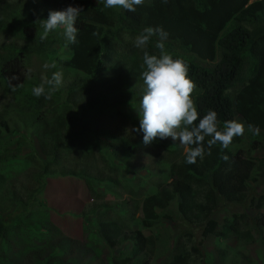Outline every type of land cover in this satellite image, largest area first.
Listing matches in <instances>:
<instances>
[{"label": "trees", "instance_id": "16d2710c", "mask_svg": "<svg viewBox=\"0 0 264 264\" xmlns=\"http://www.w3.org/2000/svg\"><path fill=\"white\" fill-rule=\"evenodd\" d=\"M63 2L82 8L75 24L77 42H63L69 55L64 60L57 59L59 64H56L63 79L69 75L68 84L52 92L50 98H46L50 87L47 84L44 85L45 95H33V88L44 83L25 75L22 68L35 57L43 64L51 65L57 53L56 49L45 47L44 40L40 39L41 26L35 21L47 19L49 11H59V6L52 0H38L31 13L28 9L30 2H25L18 8L26 9L28 18L14 22L21 31L14 35V42L3 44L0 51V82L5 84V92L10 91L13 95L10 108L13 112L7 111V116L0 113V130L12 133L11 118L16 114L25 113L39 121L38 126L32 124L36 129L33 134L26 132L30 142L37 146L36 162L43 168V174L38 175L66 176L68 173L58 169L62 160L73 158L77 161V155L82 153L77 147L87 136L95 139L93 156L99 154L104 162L112 156L127 159L128 155L124 153L129 148L136 151L143 144V138L133 141L131 135L122 129L117 134L111 129H98L95 127V115L112 116L114 113L123 121H129L132 128L139 127L142 97L138 96L134 86L143 71V50L134 47L133 41L144 28L161 27L168 33L164 41L165 50L189 66V76L197 86L193 99L201 117L214 110L221 129L225 121L238 119L246 128L249 124L258 126L259 135H253L247 129L245 136L235 137L227 149L220 144L214 145L211 155L207 154L209 137H206L204 158L187 164L184 156L181 163L172 164L166 179L171 182L157 186V193L143 200L140 228L125 232L115 222L101 219L98 236L110 250L127 243L131 245L133 257L121 254V258L113 261L117 262L115 264H154L149 259H140L144 256L150 258L148 242L154 238L151 235L148 238L142 231L164 219L173 222L177 232V241L167 264H213L209 260H201L204 253L200 248L205 240L212 237L222 246L231 248L224 249L221 255L225 262L257 264L246 246L256 242L251 231L259 236L264 246V216L247 213L248 208L264 210V158L253 155L264 147V0H167L166 3L164 0H144L134 12L104 8V0ZM7 31L12 32V29ZM157 40L158 36H153L146 50L159 56ZM56 67L45 70V81L58 72ZM133 74H136L134 80L131 79ZM13 76L18 77L12 80V84L17 86L15 91L9 86V79ZM121 80L124 82H119ZM140 82L144 85L142 77ZM124 106H135L137 115ZM119 107L120 111H117ZM54 124L56 132L48 131L47 125L53 127ZM106 137L111 142L109 150H104L108 156L104 157L101 141ZM156 142L160 141H153ZM164 145L169 150L182 151L173 140ZM8 149L0 140V156ZM225 155L228 156L227 161L223 159ZM44 156L50 159L44 161ZM92 172L91 169L76 171L73 176L84 179L92 187V193L103 198L102 192L96 191L91 183L97 175L96 170ZM254 184L263 188L260 193H256ZM117 185L110 179L104 191L114 194L112 189L115 190ZM34 194L28 197V202L35 197ZM176 198L179 202L175 211L170 205ZM28 202L14 195L15 207L3 206L4 198L1 200L0 195L1 263L6 258L7 236H18V246L27 248L24 236L28 228L33 227L29 221L30 209L24 207ZM239 207H242V212H235ZM108 209L105 207L103 214ZM165 210L169 211L162 214ZM219 211L234 213L221 222L214 218ZM49 214L51 217V212ZM243 223L250 228L243 230ZM198 230L201 232L199 241ZM44 231L40 228L41 233ZM233 239L245 244L235 243L239 257L232 263L230 243ZM47 260L38 258L37 262L48 264Z\"/></svg>", "mask_w": 264, "mask_h": 264}, {"label": "rangeland", "instance_id": "374dc122", "mask_svg": "<svg viewBox=\"0 0 264 264\" xmlns=\"http://www.w3.org/2000/svg\"><path fill=\"white\" fill-rule=\"evenodd\" d=\"M25 2H30L28 9L33 13L34 8L32 7L36 3L33 0H0V51L3 44L14 42V35L21 31L14 22H22L28 18L26 9L18 8L25 5ZM52 2L59 6L57 8L59 10L68 7L63 0H52ZM7 29H12V32L7 31ZM63 33V28H59L49 33L47 39L44 40L46 48L57 50L51 61V65L54 64L55 67L56 64H59L57 59L64 60L69 55L64 47L66 44L64 45L63 42H67V40ZM44 65L39 58L35 57L26 67L22 68V72L28 77H35L44 83L46 70ZM57 70L60 72V69L57 68ZM135 78L136 74H133L131 79L134 80ZM68 80L69 75L67 74V77L63 79V86L68 84ZM140 81L141 77L138 82H135L134 88L138 96L142 97L145 85ZM119 82L123 83L124 80ZM4 85L3 82H0V113L7 116V111L8 113L13 112L10 109L13 103V95L10 91L5 92ZM114 86L119 89L116 85ZM124 107V109H128L137 115L134 111L135 106ZM116 110L120 111V107ZM16 115L11 118L12 133H5L4 130H0V140L9 148L0 156V181L2 185V194L0 193V195L1 200L4 198L3 206L15 207L14 195H19L28 202V197L31 198L32 193L35 192V197L30 201L32 204L28 205L30 203L28 202L24 206L30 209L29 221L33 227L28 228L24 236L28 243L26 249L18 246V236H7L6 258L5 262H0V264H39L38 258H48V264H115L117 262L113 261L116 258H121V254L132 258L133 251L128 243L112 249L113 251L110 250L98 236V223L101 219L110 220L125 232L134 227L140 228L142 223L140 211L143 200L150 194L157 193V186L169 184L171 180L166 181V179L170 167L172 164H179L183 160L185 154L180 143L176 142L182 151L175 152L174 149L169 150L164 147V143L172 141L171 138L163 140L157 138L156 141H160L159 143H152L150 146L142 144L136 151H131L129 148V151L124 153L128 155L127 159L112 156L104 162L99 154L93 156L94 145L92 144L95 139L92 136H87L84 138V142H80L77 147L82 152L77 155V161L73 158L62 160L58 169L68 173L66 176L61 174L38 175L43 172V168L40 163L36 162L37 146L30 142L26 132L33 134L36 130L34 126H38L39 121L28 117L25 113ZM122 119L114 113L112 116L96 114L95 127L111 129L116 134L122 129L125 134L131 135L133 141L143 138V133L132 132L130 122ZM237 121L243 122L238 119ZM54 128L55 124L53 127L47 125L50 132H56ZM246 131L245 126L242 137L245 136ZM101 142L104 147H102L103 156L107 157L108 155L106 156L104 150H109L111 141L106 137L105 141ZM253 155L257 158H264V147L253 152ZM49 159V156L43 157L44 161ZM90 169L93 170L92 173L96 170L97 175H94L96 180L91 183L96 191L102 192L103 198L94 195L92 187L84 179L73 176L76 171H88ZM110 179L119 184L115 190L112 189L115 195L104 191V186L109 183ZM254 187L258 191L256 193H260L263 189L259 184H254ZM178 202V198L174 199L170 208L172 207L176 211ZM105 207H109V209L103 214ZM242 210V207H239L235 209V212L241 213ZM166 211L169 210H165L162 214ZM50 212L51 217L50 214L47 215ZM134 213L135 215L132 217ZM232 213L234 212L232 211ZM232 213L219 211L215 213L214 218L223 222L226 218L232 217ZM247 213L250 216H255L258 213L264 216V210L257 211L255 208H248ZM40 228L45 229V231L41 233ZM241 228L245 230L246 228L249 229L250 226L243 223ZM142 232L148 238L150 235L154 238L148 242L151 251L150 258L144 256L140 259H149L154 264H162L163 262L167 264L172 257L171 251H173L177 241V232L173 222L162 219L161 222L151 228H145ZM197 233V241H199L201 232L198 230ZM251 234L255 236L256 242L247 245L246 249L252 256L253 262L263 264L264 246L255 232L251 231ZM239 241L233 239L230 243L232 246L230 256L232 263L239 257V249L235 244ZM239 244L245 243L240 241ZM200 248L204 253V256L201 257L203 262L209 260V263L212 262L213 264H230L225 262V257L223 258L221 255L224 253V249L231 250V248L217 243L213 237L205 240L204 245Z\"/></svg>", "mask_w": 264, "mask_h": 264}, {"label": "clouds", "instance_id": "9594fccd", "mask_svg": "<svg viewBox=\"0 0 264 264\" xmlns=\"http://www.w3.org/2000/svg\"><path fill=\"white\" fill-rule=\"evenodd\" d=\"M143 3L144 0H104V8H122L134 12L136 6ZM81 12V7L71 5L64 10H50L47 19L38 18L35 21L43 29L40 39L45 40L49 33L63 28L66 40L76 43L78 29L75 24ZM153 36H158L156 47L160 50L159 56L146 50ZM167 38L168 33L161 27H146L133 41L134 47L143 50L141 77L145 90L140 101L139 127H133L131 131L143 133L144 146H150L157 138L178 141L184 149L186 163L194 164L197 158L202 160L205 156L206 137H209L207 154L211 155L214 145L220 144L222 148L227 149L235 137L242 136L245 125L243 122L228 120L221 129L214 110H209L201 117L193 99L197 86L189 76V66L184 60L173 58L165 50L164 41ZM44 67L47 69L55 65L45 64ZM16 79V76L9 79V86L13 91L17 86L12 84V80ZM45 84L50 86L46 96L50 98L52 92L63 86L62 72H54L44 84L34 87L33 95H45ZM247 129L253 135H259L258 126L249 124ZM223 159L227 161L228 156L225 155Z\"/></svg>", "mask_w": 264, "mask_h": 264}]
</instances>
